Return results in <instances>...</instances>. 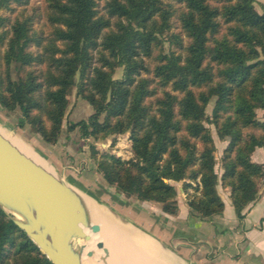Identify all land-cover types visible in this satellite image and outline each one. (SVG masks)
I'll use <instances>...</instances> for the list:
<instances>
[{"label":"trees","instance_id":"obj_1","mask_svg":"<svg viewBox=\"0 0 264 264\" xmlns=\"http://www.w3.org/2000/svg\"><path fill=\"white\" fill-rule=\"evenodd\" d=\"M41 1L42 14L31 0H0V108H18V127L52 145L75 88L93 111L66 122L67 134L112 144L129 134L127 160L90 147L108 186L175 215L173 182L182 181L189 214L204 220L222 214L220 184L241 219L264 178V162L251 159L264 153V11L255 0ZM42 18L46 34L34 27ZM209 125L226 141L220 174ZM0 264H52L1 209Z\"/></svg>","mask_w":264,"mask_h":264},{"label":"water","instance_id":"obj_2","mask_svg":"<svg viewBox=\"0 0 264 264\" xmlns=\"http://www.w3.org/2000/svg\"><path fill=\"white\" fill-rule=\"evenodd\" d=\"M91 206L108 215L113 234L129 236L131 253H124L129 245L123 247L118 239L104 236L107 228ZM0 209L52 264H84V258L94 254V249L86 250L94 237L101 251L98 264H132V260L136 264H193L63 176L26 141L9 137L1 128Z\"/></svg>","mask_w":264,"mask_h":264},{"label":"crops","instance_id":"obj_3","mask_svg":"<svg viewBox=\"0 0 264 264\" xmlns=\"http://www.w3.org/2000/svg\"><path fill=\"white\" fill-rule=\"evenodd\" d=\"M27 143L49 160L59 173L85 190L88 189L76 173L54 163L55 158L47 147ZM251 159L264 162L262 148H256ZM173 184L177 188L178 212L175 215L164 213L160 204L152 201L121 196L115 200L118 203L112 205L103 198L100 200L193 264H264V183L256 202L244 211L241 219L227 197L222 200V214L204 220L189 214L184 194L179 196L181 187L176 182ZM90 193L95 194L92 191ZM175 228L182 231L177 232ZM187 230H191V233Z\"/></svg>","mask_w":264,"mask_h":264},{"label":"rangeland","instance_id":"obj_4","mask_svg":"<svg viewBox=\"0 0 264 264\" xmlns=\"http://www.w3.org/2000/svg\"><path fill=\"white\" fill-rule=\"evenodd\" d=\"M165 2L175 3V0H165ZM30 4L38 6L40 13H43L42 8L44 3L41 0H31ZM254 5L257 11H264V0H255ZM4 13V11L0 10V14ZM34 27L37 30L41 28L44 34L49 31V27L47 26L43 18L35 22ZM121 76L122 68L118 67L115 69L113 77L120 78ZM68 100L69 104L66 111L65 119L63 120V131L59 135L58 140L55 144L50 145L44 142L41 137L33 130V128L27 124H25L23 127H18L17 120L20 116V111L18 108L11 112H6L0 108V128L11 138L20 137L26 142L28 141L30 143H34L36 146L44 145V147L48 148L49 153L55 158L54 163L59 164L60 166H64L66 170L76 173L80 180L83 181L84 185L88 188L87 191L89 193L92 191L96 194L97 197H99L98 199L103 198L110 202L112 205H116V203L118 202H115V200H117V198L121 196H125L122 195L119 191H116L113 187L108 186L106 182L102 179L101 175L96 171V162L94 158H92L90 155V147L91 145H93L96 148L98 152L96 156H98L102 152H109L120 157L121 159L127 160L132 157L131 140L129 138V134L128 132H126L123 134L116 135L113 144L111 136L107 137L104 140L95 141L93 138L90 137L81 138L77 129L67 134L65 132L66 122H74L80 119H86L93 111L91 105L87 101L75 94V88H73L71 90V93L68 95ZM212 105L213 100H210V102L205 108L206 114L210 115ZM261 116L262 111L258 110L257 117L261 118ZM209 128L216 148L214 152L216 159L215 169L218 174H220V157L222 154V150L226 145V141H220L217 138L212 125H209ZM260 182L261 184L258 191V195L261 186L264 183V178ZM176 184L180 186L181 190L183 191L180 192L179 196H183L184 194V198L186 200V193L182 188V181H180L179 183L176 182ZM188 192L192 193V190L189 189ZM217 192L222 200L226 199L227 197L229 198L228 188H223L220 184H218L217 186ZM132 198L136 200L134 197ZM247 209L248 207H246L244 211H246ZM175 230L177 232L182 231L180 230V228H175ZM187 231L191 233V230ZM126 236L129 237L128 235ZM91 249H94V254L90 257H85L84 264H98L97 258L101 254V251L97 249L95 245Z\"/></svg>","mask_w":264,"mask_h":264},{"label":"bare ground","instance_id":"obj_5","mask_svg":"<svg viewBox=\"0 0 264 264\" xmlns=\"http://www.w3.org/2000/svg\"><path fill=\"white\" fill-rule=\"evenodd\" d=\"M13 138V137H12ZM14 143L15 144H17L21 149H22V151H24L26 154H31L29 151H27L26 150V148H24L23 146H22V144L21 143H18V142H16V141H14ZM87 202H90V201H87ZM92 208H93V211H94V214H95V216L100 220V221H102V223H103V225L107 228V229H105V231H104V236H105V234H106V236H108L110 239H113V240H117L118 239V241H121L122 243H123V247L124 246H128L129 245V247H127V251H124V253L126 254V252H128V253H131V247H130V242L128 241V239L130 240V238L129 237H127L126 235L123 237V236H121L122 234H120L119 236L118 235H116V234H113V222H111L110 221V219H109V217H108V215L107 214H105V213H102V212H104L101 208H99V207H96V206H91ZM112 224V225H111ZM118 236V237H117ZM112 237V238H111ZM116 237V238H115ZM107 238V237H106ZM133 239V238H132ZM117 241V242H118ZM96 242V237H94L93 239H91V241L88 243V245H87V248H86V250H89V249H91L95 244ZM123 253V252H122ZM131 257H132V255H131ZM142 258V257H141ZM131 263L132 264H136V262L134 261V260H132L131 261Z\"/></svg>","mask_w":264,"mask_h":264}]
</instances>
